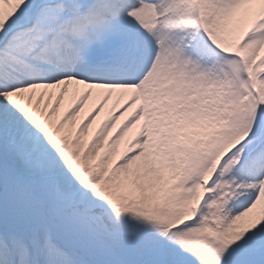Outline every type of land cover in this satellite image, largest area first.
<instances>
[{"label":"snow or ice","instance_id":"1","mask_svg":"<svg viewBox=\"0 0 264 264\" xmlns=\"http://www.w3.org/2000/svg\"><path fill=\"white\" fill-rule=\"evenodd\" d=\"M0 264H264V0H0Z\"/></svg>","mask_w":264,"mask_h":264}]
</instances>
